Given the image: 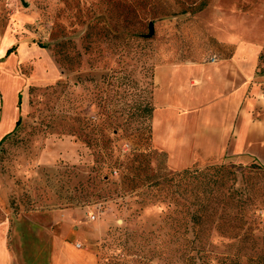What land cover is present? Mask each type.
Returning <instances> with one entry per match:
<instances>
[{
	"label": "rangeland",
	"instance_id": "rangeland-1",
	"mask_svg": "<svg viewBox=\"0 0 264 264\" xmlns=\"http://www.w3.org/2000/svg\"><path fill=\"white\" fill-rule=\"evenodd\" d=\"M253 2L0 0V79L16 83L14 118L0 140L20 119L0 144V226L7 228L9 250L21 217L58 210L73 219L66 221L65 231L77 233L75 246L92 252L97 264L124 255L110 243L120 231L133 236L131 245L145 242L158 249L169 241L174 206L168 191H158L155 182L184 169L237 166L176 170L167 165L164 152L150 142L141 113L152 90L153 69L227 57L231 46L218 40L222 30L245 40L251 39L252 25L264 33V21L251 22V16H264V5ZM21 47L36 51L22 60ZM259 61L264 64V52ZM2 107L0 87V122ZM110 152L118 164L101 170L107 177L100 178L97 166ZM238 170L244 173L242 181L250 177L251 182V172L261 176L251 188L247 222L234 231L244 237L213 232L204 264H264V167ZM26 248L14 250L26 256ZM178 256L164 249L147 261L181 264Z\"/></svg>",
	"mask_w": 264,
	"mask_h": 264
},
{
	"label": "crops",
	"instance_id": "crops-1",
	"mask_svg": "<svg viewBox=\"0 0 264 264\" xmlns=\"http://www.w3.org/2000/svg\"><path fill=\"white\" fill-rule=\"evenodd\" d=\"M260 2L264 5V0ZM261 21L264 16H251V22ZM252 26L247 40L219 31L218 40L231 46L227 57L154 67L152 144L166 154L169 167L264 166V64L259 61L264 33ZM35 51L34 47H21L19 56L27 60ZM48 62L45 56L44 63ZM15 86V82L0 79V137L14 118L11 100ZM66 221H73L67 211L24 215L12 229L15 246L10 250L7 228L1 225L0 264H96L92 252L75 246L78 235L70 228L65 231ZM23 245L26 256L15 253Z\"/></svg>",
	"mask_w": 264,
	"mask_h": 264
},
{
	"label": "trees",
	"instance_id": "trees-1",
	"mask_svg": "<svg viewBox=\"0 0 264 264\" xmlns=\"http://www.w3.org/2000/svg\"><path fill=\"white\" fill-rule=\"evenodd\" d=\"M11 50L12 48L8 49L5 56H8ZM152 90L148 101L145 102L141 110L143 117L148 121L147 133L151 143ZM17 104H20V95H18ZM19 122L20 119L15 122L13 130L0 140V144L16 131ZM102 159L97 166V176L100 178L107 177L101 170L111 171L118 164V158L113 159L111 152ZM252 165L254 164L247 165L248 169H251ZM236 166L237 170L234 167L227 168L223 165L209 166L204 169H184L175 173L168 180H164L166 182H155L154 186L158 187V191H168L166 195L169 197V201L172 200L174 206L173 211L169 212L173 215L169 218L175 222L170 225L172 234L169 241L164 245L161 244L162 247L158 246V249L148 247L145 242L131 245L133 236L125 230L120 231L111 239L110 243L124 255L116 254L104 257V264H126L130 261L134 264H148L147 259L155 254H163L164 249H167L168 253L179 252L178 259L181 264H204L203 255L207 252L206 247L210 245L213 232L227 238L240 237L242 240L244 236L237 235V232L234 235V231L236 228L243 229L247 222V214L251 205V188L259 185L258 181L261 176L256 172H251V182L248 180L250 177H246L242 181L244 173L240 172L238 168L246 166ZM188 244L189 248H185ZM134 245H136L135 248ZM174 245L177 247L172 249ZM131 255H135V258H130ZM148 256L150 257L148 258ZM223 264L237 263L229 260L228 263L223 262Z\"/></svg>",
	"mask_w": 264,
	"mask_h": 264
},
{
	"label": "water",
	"instance_id": "water-1",
	"mask_svg": "<svg viewBox=\"0 0 264 264\" xmlns=\"http://www.w3.org/2000/svg\"><path fill=\"white\" fill-rule=\"evenodd\" d=\"M149 33H152V23L149 24Z\"/></svg>",
	"mask_w": 264,
	"mask_h": 264
},
{
	"label": "built area",
	"instance_id": "built-area-1",
	"mask_svg": "<svg viewBox=\"0 0 264 264\" xmlns=\"http://www.w3.org/2000/svg\"><path fill=\"white\" fill-rule=\"evenodd\" d=\"M91 219H94V216H91Z\"/></svg>",
	"mask_w": 264,
	"mask_h": 264
}]
</instances>
